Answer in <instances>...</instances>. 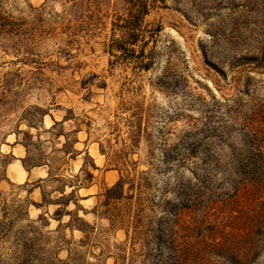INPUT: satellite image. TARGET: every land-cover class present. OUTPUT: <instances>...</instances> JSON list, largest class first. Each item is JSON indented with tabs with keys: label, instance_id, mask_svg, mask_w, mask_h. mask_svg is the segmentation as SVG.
Listing matches in <instances>:
<instances>
[{
	"label": "rangeland",
	"instance_id": "obj_1",
	"mask_svg": "<svg viewBox=\"0 0 264 264\" xmlns=\"http://www.w3.org/2000/svg\"><path fill=\"white\" fill-rule=\"evenodd\" d=\"M201 1L209 0H166L146 18L163 30L149 45L151 70L140 72L107 52L122 10L116 0H94L81 16L63 0H0V264H16L21 242L30 249L34 236L40 250L56 253L53 264H115L116 245L129 251L124 233L97 215L105 190L120 174L162 179L163 146L191 130L210 92H233L224 89L227 64L203 55L209 24H248L239 46L254 53L245 30L255 14L240 7L247 0H224L230 8L218 20L198 12ZM70 222L93 232L86 238ZM254 264H264V254Z\"/></svg>",
	"mask_w": 264,
	"mask_h": 264
},
{
	"label": "trees",
	"instance_id": "obj_2",
	"mask_svg": "<svg viewBox=\"0 0 264 264\" xmlns=\"http://www.w3.org/2000/svg\"><path fill=\"white\" fill-rule=\"evenodd\" d=\"M63 1L71 4L66 12L81 16L94 0ZM116 1L122 10L111 24L107 52L133 60L140 72L150 71L154 49L149 45L163 27L146 18L166 0ZM223 1H201L198 12L207 9L210 18L221 19L223 8H230ZM247 1L240 7L256 15L253 28L245 30L254 53L243 54L239 46L245 42L242 28L249 25L224 19L209 24V46L202 48L205 58L209 54L227 64L231 75L229 80L223 75L224 89L232 94L210 92L191 130L163 146L157 166L162 179L153 183L149 172L135 178L120 174L105 190L104 210L97 215L110 230L122 231L129 244L127 253L125 243L116 245L115 264H254L264 254V80L257 78L264 75V0ZM244 11L239 16L251 20ZM81 223L68 227L89 238L94 227ZM29 241L30 249L21 242L16 264H53L49 256L55 252L40 250L36 236Z\"/></svg>",
	"mask_w": 264,
	"mask_h": 264
},
{
	"label": "crops",
	"instance_id": "obj_3",
	"mask_svg": "<svg viewBox=\"0 0 264 264\" xmlns=\"http://www.w3.org/2000/svg\"><path fill=\"white\" fill-rule=\"evenodd\" d=\"M32 173V171H30L29 173H26V172H24V175H23V180L22 181H27V179H28V177H29V175ZM114 171H108V172H106V177L108 178H112L113 176H114ZM41 178H43V177H41Z\"/></svg>",
	"mask_w": 264,
	"mask_h": 264
},
{
	"label": "bare ground",
	"instance_id": "obj_4",
	"mask_svg": "<svg viewBox=\"0 0 264 264\" xmlns=\"http://www.w3.org/2000/svg\"><path fill=\"white\" fill-rule=\"evenodd\" d=\"M17 172H13V175H11L13 177V179H16V176H17Z\"/></svg>",
	"mask_w": 264,
	"mask_h": 264
}]
</instances>
